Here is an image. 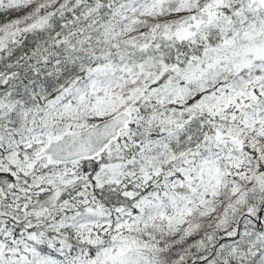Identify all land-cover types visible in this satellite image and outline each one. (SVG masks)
Listing matches in <instances>:
<instances>
[{
    "label": "trees",
    "instance_id": "obj_1",
    "mask_svg": "<svg viewBox=\"0 0 264 264\" xmlns=\"http://www.w3.org/2000/svg\"><path fill=\"white\" fill-rule=\"evenodd\" d=\"M212 1L0 0V264H98L113 250L127 264H260L248 232L264 229V30L248 22L264 8L224 0L196 42L179 41ZM126 107L131 124L98 158H32ZM178 194L168 227L149 207Z\"/></svg>",
    "mask_w": 264,
    "mask_h": 264
},
{
    "label": "water",
    "instance_id": "obj_2",
    "mask_svg": "<svg viewBox=\"0 0 264 264\" xmlns=\"http://www.w3.org/2000/svg\"><path fill=\"white\" fill-rule=\"evenodd\" d=\"M259 1L264 8V0ZM223 5L224 0H213L210 4L193 11L188 22L174 29V35L179 41L190 40L203 25L211 24ZM132 120L133 113L130 110H120L83 128L48 138L33 153L32 158L44 160L46 166L94 160L101 156L112 142L120 138ZM220 141L237 142V139L231 135H223Z\"/></svg>",
    "mask_w": 264,
    "mask_h": 264
},
{
    "label": "rangeland",
    "instance_id": "obj_3",
    "mask_svg": "<svg viewBox=\"0 0 264 264\" xmlns=\"http://www.w3.org/2000/svg\"><path fill=\"white\" fill-rule=\"evenodd\" d=\"M255 1H256L258 6L262 7L259 0H255ZM258 21H259L258 23H256V21H249L248 26H254L256 30H260V29L264 30V18L258 19ZM35 28H37V26H35ZM89 30L96 31L97 27H91V29H89ZM254 36H255V33H251L250 35L247 36V40L252 42L254 39L253 38ZM191 42L194 43L196 41H194V39H191ZM255 47L264 48V44H255ZM129 66H132V65L129 64ZM124 109L130 110L134 116L133 110L129 109L128 107H126ZM223 135H230V134L220 133L217 135V140L219 141V139ZM228 158H230V157L227 156V159ZM211 167L212 168L210 170H208L207 167L203 168V170H202V172H204L206 174V176H205L206 180H204L203 183L201 184V188L209 187V182L207 181V179H210L213 176L217 166L211 165ZM140 170L144 172L143 175L149 174L147 169L140 168ZM108 177L111 178L112 176L109 175ZM122 177H123L122 182H124L125 184H128L129 182L130 183H136L138 180V176L136 175V173L134 171L129 170V169H124L122 171ZM180 203H182V196L178 194V195L172 196L166 203L161 201V200L158 201L155 204V207H149V211L152 215H157V216L161 217L163 219L164 223L168 227H173L181 221V219L184 215V208L182 205H179ZM153 205L154 204H152V206ZM256 212L258 214H260V216H261V214H263L262 218H263V222H264V208H263L262 212L258 211V209H256ZM248 239L251 241L252 246H256L258 248L253 253L260 252V254L258 256V257H260L259 263L263 264L262 261H264V254L261 252H264V229L261 231L254 230L253 232H248ZM121 240H122V242L126 248H130L129 247V238L127 236L121 237ZM112 255H113V257H112L111 261L99 262L98 264H127V261L130 259V257L128 256V253L126 251L121 252L119 250H113Z\"/></svg>",
    "mask_w": 264,
    "mask_h": 264
}]
</instances>
